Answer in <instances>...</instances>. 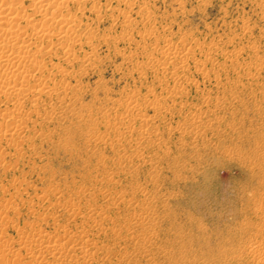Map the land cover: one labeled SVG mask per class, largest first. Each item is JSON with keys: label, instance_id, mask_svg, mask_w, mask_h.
<instances>
[{"label": "rangeland", "instance_id": "1", "mask_svg": "<svg viewBox=\"0 0 264 264\" xmlns=\"http://www.w3.org/2000/svg\"><path fill=\"white\" fill-rule=\"evenodd\" d=\"M85 1L63 9L82 20L71 64L57 46L38 53L58 92L22 99L17 128L0 97V264H35L37 236L66 232L72 258L43 261L84 264L82 245L98 251L88 264H259L264 0ZM183 44L190 55L170 57Z\"/></svg>", "mask_w": 264, "mask_h": 264}, {"label": "bare ground", "instance_id": "2", "mask_svg": "<svg viewBox=\"0 0 264 264\" xmlns=\"http://www.w3.org/2000/svg\"><path fill=\"white\" fill-rule=\"evenodd\" d=\"M15 1L13 2V0H0V97H2L7 102H10V103L12 102L11 103L12 107L10 106L11 108L8 110L5 109V112L2 113V115H3V119L10 120V123L12 122L13 124H16L15 126L17 128L20 120H18L19 114L17 113L18 115H16L15 111L17 110V108L19 109V107H20L19 103L22 102V99L31 98V97H35V99H36V96L39 99L38 96H40L41 94H46L48 96H51V94H54V92L57 91L56 86L53 87L51 85H47V84L43 83V82H46L45 80L42 81L43 80L42 78H44L43 76L47 75V74L49 75V72L47 71V67H46L47 63L43 59V57L38 58L39 51L41 52V49L45 46H49V45L51 47L57 46V48L63 52V55H64L63 58H66L64 60L69 62L71 60L70 59L71 56L69 55L70 53H68V44L67 43L69 40H72L75 37L74 36V30L76 27H78L79 23H81L82 20L78 17V15L76 16V14L74 16L73 14H70L71 12L68 13L67 11L66 12L63 11V9H65V8L67 9L71 4H76V3L79 4V2L81 0H28V1H30L29 5H28L29 6L28 9L22 8L23 5H22V7L19 6V5H21V4H19V5L17 4L19 0L16 1L17 3H15ZM128 1H129V4L134 3L133 2L134 0H128ZM19 2L21 3L22 0ZM75 9H77V8H75ZM68 10H70V9H68ZM78 11H81V10H78ZM78 13H79V16H81L83 14V13L81 14L80 12H78ZM149 15H151V14H149ZM21 23H23L24 25H21ZM94 34H95V32L93 29L89 28L86 30L87 38H92L94 36ZM88 41H90V40H88ZM184 44H185V42H184ZM184 44L180 47H177L173 52H171L170 57H172V55L176 56L177 59H179L181 61V60H184L183 58L189 56L191 48H189V47L186 48L184 46ZM50 46H49V49H50V53H51L52 50H51ZM45 49H47V48H45ZM167 50L161 49L160 54L163 56L169 55V52ZM143 55L145 56V60H146L145 62H148V64L150 65L151 68H153L154 70H157V71L161 69V63L159 61H157L156 59L155 60L152 59V57L149 54H147V52H143ZM83 56H85V55H83ZM77 57H78V55H77ZM50 58L51 57H49V59ZM77 59H79V57ZM82 59H85V57H82ZM82 59H80V61ZM48 62H52V61L48 60ZM69 63L71 64V61ZM181 64H182V62H181ZM142 65H144V64H142ZM48 68L50 69V67H48ZM182 75L184 76V74H182ZM179 76H176V79H180L181 77H179ZM49 77H47V78H49ZM62 79H61V81H62ZM151 93H150V95H152ZM35 99H33V100H35ZM28 100H30V99H28ZM118 100H120V101L116 100L118 107H125V108H126L128 102L130 101V99H124V100L118 99ZM135 102H137V101H135ZM22 103H24V101ZM114 103H115V101H114ZM35 107H37V105H35ZM33 109H34V106H33ZM127 111H128L129 116L131 118L134 115L140 116L141 122L146 123L148 117H146L147 115L145 114L146 112H145L144 108L132 104V106ZM135 118H137V117H135ZM127 119H129V118H127ZM1 134L4 135L1 128H0V135ZM72 203H73V201H72ZM87 203H88L87 198H85L84 196H81L76 200V202L73 203V208L75 209V207H76L79 210L81 208V206L83 207ZM70 205H72V204H70ZM74 205H75V207H74ZM7 206H9V204ZM71 211L73 212L72 209H71ZM74 212H75V210H74ZM62 232H65V231L62 230ZM66 233L57 234L53 239H51L52 236H51V238H49L50 237L49 235H46L49 237H46L45 235L37 236L39 243L43 244L44 242L45 243L48 242V244L46 243L44 245V247L42 248L43 251L42 250L40 251L41 255L36 259V261H34L35 264H52V262H53L52 260H51L52 262L49 263L46 260L43 261V259H41L42 258L41 256H43L44 253L49 254V256H51L54 260H66L67 258L71 257V255H72V254H70L71 250L69 249L70 250V252H69V250L66 249L67 247H65V246H68L67 245L68 243H65V242L66 241H68L70 243L73 242V244H74V242L76 241V238H73L72 236H67ZM38 234L35 233V235H38ZM70 234H73V233H70ZM84 234H82V235L84 236ZM77 235L75 237H77ZM32 236H33V234H32ZM73 236H74V234H73ZM82 238H84V237H82ZM82 240H81V242H83ZM32 242H33V240H32ZM77 242H79V241H77ZM64 244H65V246H64ZM86 244L87 243L84 244L85 247L88 245V244L87 245ZM93 247L96 248L95 246H93ZM256 247H258V246L255 245V246H252L251 248L254 249ZM2 248H4V247H2ZM2 248H0V254L6 255L7 252H9V250H7L8 247L5 246L6 249L5 248L2 249ZM68 248H72V247H68ZM75 248H74V250H75ZM78 248H79V246L77 247V249ZM81 249L83 252V254H81L82 255L81 259L84 262V264H88L91 257L94 256L96 252H98V251H96L95 253H94V251L90 252L91 249L86 250L82 245H81ZM81 249H80V251H81ZM83 249H85V250H83ZM97 249H99V248L97 247ZM105 249H106L105 246H103L101 248V250H104V252H105ZM102 253H103V251H102ZM262 257H264V254L261 256V259L259 258L257 260V262L259 264H262V263L264 264V261H262ZM92 258H94V257H92ZM48 261H50V260H48ZM60 262H62V261H60ZM90 262H91V260H90ZM57 263H59V262H57Z\"/></svg>", "mask_w": 264, "mask_h": 264}]
</instances>
